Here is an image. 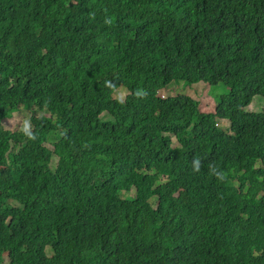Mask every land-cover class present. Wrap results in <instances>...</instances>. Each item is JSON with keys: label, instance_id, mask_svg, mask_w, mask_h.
<instances>
[{"label": "trees", "instance_id": "1", "mask_svg": "<svg viewBox=\"0 0 264 264\" xmlns=\"http://www.w3.org/2000/svg\"><path fill=\"white\" fill-rule=\"evenodd\" d=\"M256 97L264 0H0V264H264Z\"/></svg>", "mask_w": 264, "mask_h": 264}, {"label": "rangeland", "instance_id": "2", "mask_svg": "<svg viewBox=\"0 0 264 264\" xmlns=\"http://www.w3.org/2000/svg\"><path fill=\"white\" fill-rule=\"evenodd\" d=\"M174 89H171L170 91H161L160 96L162 97H169V96H179V95H188L192 98L196 99L201 103V112L203 113H209L216 110V99L221 94H226V88L223 89V85L215 86L214 88L212 86H209L205 83L197 84L193 87H186L183 84H175L173 86ZM122 89V87H121ZM118 94H120L121 97H126L128 94L125 90H119L117 91ZM117 92L115 96H117ZM250 112H261L264 111V98L263 97H256L253 101V103L247 108ZM34 114L33 111H28L26 109L17 111L14 113V115L10 118H7L4 120V127L6 129L10 130H21L26 124L30 123V116ZM48 114V112H36V115H43ZM106 118H108V115H105ZM224 126H228V124H223ZM55 137V136H54ZM55 138H50V140L46 143L47 146H49L51 149L53 148L52 142L55 141ZM53 160L51 162L52 165L56 166L58 162V155H53ZM49 256L51 253H48ZM7 264V260L5 262Z\"/></svg>", "mask_w": 264, "mask_h": 264}, {"label": "clouds", "instance_id": "3", "mask_svg": "<svg viewBox=\"0 0 264 264\" xmlns=\"http://www.w3.org/2000/svg\"><path fill=\"white\" fill-rule=\"evenodd\" d=\"M169 97H174V96H169ZM161 98H167V97H162V96H161ZM253 101H254V100H253ZM252 103H253V102H252ZM248 107H249V106H248ZM248 107H247V108H248ZM247 108H246V111H248ZM225 123L228 124V125H230V124H229V121H227V120H224V121L222 122V124H225ZM197 168H198V164H197Z\"/></svg>", "mask_w": 264, "mask_h": 264}]
</instances>
